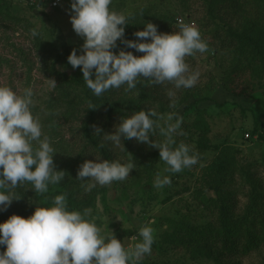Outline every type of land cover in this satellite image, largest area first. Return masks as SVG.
<instances>
[{"label": "clouds", "instance_id": "clouds-1", "mask_svg": "<svg viewBox=\"0 0 264 264\" xmlns=\"http://www.w3.org/2000/svg\"><path fill=\"white\" fill-rule=\"evenodd\" d=\"M113 0H70V22L73 31L82 38L80 52L73 48L67 56L68 63L79 67L86 86L97 97L112 89L126 85L133 91L141 78L153 85L169 83L173 90L196 85L200 73L190 68L186 57L209 51L207 42L193 24H181L178 31L158 32L152 22L137 30V38L124 39L129 16L110 6ZM39 35L36 29L31 33ZM150 38V39H149ZM142 55H134L123 48L114 52L117 41ZM51 87L56 86L52 79ZM32 88L17 93L11 86L0 84V211L18 199L13 190L29 183L36 193H45L49 185L59 184L66 173L57 169L53 154L56 152L48 137L42 138V125L34 116ZM157 112L147 108L132 112L120 119L115 131L102 133L95 128L103 144L116 147L124 139H135L159 150L167 172L178 173L198 163V154L186 143H177L182 135V118L169 116L165 126L156 123ZM159 127L164 137L155 142L150 137ZM134 161L102 158L84 160L77 179L87 180L85 191L97 185L124 181ZM171 179L158 178L156 187L170 184ZM141 240L126 249L121 240L110 232L102 234L92 210L70 209L66 195H55L48 204H36L31 215H10L0 222V264H132L151 253L154 229L146 224L139 231Z\"/></svg>", "mask_w": 264, "mask_h": 264}, {"label": "trees", "instance_id": "trees-1", "mask_svg": "<svg viewBox=\"0 0 264 264\" xmlns=\"http://www.w3.org/2000/svg\"><path fill=\"white\" fill-rule=\"evenodd\" d=\"M200 1V7L205 10L207 25L216 29L215 36L212 38L218 40V47L231 49L240 59L239 64L234 66L231 72L238 74L240 70H247L251 77L258 79V85L264 86V1ZM245 4H250L254 10H245ZM137 11L142 14L143 19H139L134 13L128 15V24L125 27L129 31L125 34L124 39H137L134 33L143 29L147 18L155 16L158 21H167L168 23L156 24L158 32L167 33L172 32L171 23L178 19L160 11L157 13L154 11L150 15L148 14L150 10L148 12L142 9ZM0 15L4 18H12L11 4L6 0H0ZM82 43L83 40L81 39L72 46L60 43L53 46L49 44L51 47L44 49V52L37 46L35 47L39 52H43L41 55L37 54L39 60L37 69L45 74L50 69L51 74L55 77L51 76L56 82V86L52 88L53 90L47 100L51 107L53 104V109L40 120L42 138L43 136L48 137L56 151L53 154L55 167L72 172L75 177L70 179L72 182H69L65 175L59 184L49 185L48 191L45 193H36L29 183L18 186L13 192L19 198L13 199L6 210L0 211V222L12 214L27 217L32 214L36 204L51 203L53 197L58 194L66 195L69 208L77 210L86 206H94L96 197L100 196L104 200L106 192L111 187L117 188V181L109 185H97L91 191L86 192L85 186L88 181L76 178L77 170L83 162L80 155L89 151L91 157L95 159V153H100L102 158L120 159L122 161L133 160L134 164L138 163L137 168H145V164L137 159L159 155V150L157 149V152L152 150L153 152L149 153L146 148H150V144L138 142L135 139H124L123 136H121L122 144L119 147L110 143L102 146V139L94 134L95 128L99 127L102 130L101 135L111 133L115 131L120 119L132 112L147 108L157 112V118L154 119L159 125L165 120L166 111H169L171 107L177 108L184 104L182 109L185 114L182 116L181 125L188 119V115H193L194 121L182 125L180 132L183 135L189 134L191 128L193 131H198L199 137L194 140V143L200 151L219 150L220 148V152L216 156L199 168L198 174L193 179L194 186L191 194L201 205L198 209V216L209 218L195 221L189 214L178 215V218L174 219L168 218L171 224V233H165L161 245H154L159 254L162 255L158 260H149L145 256L141 259L140 264H171V262L178 261L182 255L175 256L167 251L172 246L175 249V246L180 243H186V249H191L188 250L192 255L191 259H200L202 264H244L246 256L252 253L258 255L262 251V259L258 264H264V177L256 179L249 168L238 165L235 159L236 148L229 145H223L224 148L223 146L208 144L205 135L211 130V126L203 117L205 108L202 109L198 106V102L201 99L204 100L199 96L201 87L195 85L191 88L174 90L175 96L171 97L169 91L173 90V85L169 83L153 85L148 80L141 78L133 91H126L125 85L120 89H112L97 97L86 86L81 69L79 67L73 68L67 61V56L73 48H76L77 54H79ZM8 45L13 47L14 50L12 51L15 54L19 52L20 59H24L25 55L30 57L29 54H26V50L23 51L24 49L18 47L16 43L11 42ZM208 46L209 50L213 47L209 44ZM218 47L213 49L216 50ZM121 48L132 51L134 55H142L135 49L127 48L118 40L117 47L113 51L116 52ZM56 63L62 64L65 70H56L54 68ZM67 69L71 70L70 73L67 72ZM210 78L208 79L209 82ZM191 96H193L192 101ZM83 104L87 105L86 109L80 108V105ZM59 114H61V118L69 119L70 117L71 120L78 123V130L82 132L84 137L83 151L73 161L68 160L71 159V154L67 153L63 141L57 136L59 133L56 129L60 125L57 120ZM254 116L252 134L257 133L260 127L257 125L258 116ZM249 135L248 133V137ZM175 139L177 143H185V140L183 141L180 136H176ZM229 148L231 152H227ZM145 150L146 153L144 154ZM74 165H76V170ZM169 200L170 196H167L163 202ZM0 251H3V246H0Z\"/></svg>", "mask_w": 264, "mask_h": 264}, {"label": "rangeland", "instance_id": "rangeland-1", "mask_svg": "<svg viewBox=\"0 0 264 264\" xmlns=\"http://www.w3.org/2000/svg\"><path fill=\"white\" fill-rule=\"evenodd\" d=\"M6 1L11 4L12 18H4L0 15V84L11 86L17 93H22L25 88H32L34 93L32 111L34 116L41 120L53 109V104L51 107L47 100L53 90L50 86V79L53 80L55 76L51 74L50 69L46 71L48 75L37 69L39 65L37 54L41 55L44 49L51 47L49 44L53 46L60 43L72 46L82 38L73 31L71 26L70 0H61L55 8H49L45 4L42 6H38L37 3L24 4L21 0ZM200 2V0H113L110 7L126 15L134 13L139 19H143L142 14L137 11L139 9L147 12L150 10L149 15L154 11H156L154 13L160 11L176 18L180 17V22L177 19L171 23L172 31H178L181 24H193L199 29L202 38L213 47L203 54L196 53L194 56L186 57V62L192 70L200 73L196 86L201 87L200 94H198L204 100L201 99L198 106L205 108L203 117L211 126V130L205 135L208 144L218 145V147L229 145L236 148L235 159L238 165L249 168L256 179H261L264 177V86L258 85V79L251 77L247 70H240L238 74L231 72L233 67L239 64L240 59L231 49L218 47V40L212 38L215 36L216 29L207 25L205 10L200 7ZM245 6L244 9L247 11L254 10L250 4H245ZM147 22L155 25L160 22L168 23L156 20L155 16L147 18L144 24ZM33 29H36L39 35L34 37L31 34ZM128 31L125 27L124 36ZM11 42L23 48V51L26 50V54L30 57L25 55L24 59H20L19 52L15 54L12 51L13 47L8 45ZM36 46L43 52L35 49ZM216 47H218L216 50L213 49ZM54 68L58 71L65 70V67L59 63H56ZM70 71L67 72L70 73ZM173 96L175 95L171 97ZM190 99L192 101L193 96ZM183 105L177 108L171 107L169 111H166L165 120L163 119L164 121L159 126H165L169 116L173 117V120L176 117L182 118L185 114L182 109ZM80 108L86 109L87 105H80ZM254 115L258 116L257 125L260 127L257 133L252 134ZM57 120L60 124L56 129L59 133L58 139L63 141L67 153L71 154V159L68 160L73 161L83 151L84 137L78 130V123L70 117L69 119L61 118L59 114ZM193 121L194 116L188 115V119L182 125ZM71 126H73L72 131ZM190 131L189 134L177 136L182 137L183 141L185 140V143L198 154L196 165L178 173H170L166 171L168 165L159 159V155L141 157L137 160L143 162L145 168H137L138 163L134 164L129 176L124 181H117V188L111 187L106 192L104 200L100 196L96 197L94 206L85 207L92 210L102 234L112 232L117 239L121 240L124 247L129 249L141 240L140 229L150 224L154 229V242L151 253L145 256L149 260H158L162 254H159L154 245H161L165 233H171L168 218L174 219L178 218V215L184 216L185 214L191 215L195 221L209 218L198 216V209L201 205L191 194L194 186L193 179L198 174L199 168L216 156L220 148L219 150H198L194 140L199 137V133L193 131L192 128ZM246 132L250 134L249 137L244 136ZM151 139L155 142L164 140L159 127L156 128ZM146 149L149 153L153 152L152 150L158 151L152 146ZM228 151L231 152L230 148ZM143 153L145 154L146 150ZM80 156L83 161L94 159L89 151H85ZM74 166L76 170V165ZM65 173L66 179L72 182L70 179L74 178L75 174L68 171ZM164 176L170 177L171 183L156 187L157 179H162ZM167 196H170V200L163 202ZM172 247L167 252L175 256L182 255V258L171 264H202L200 259H191L192 255L188 251L191 249H186V243L178 244L175 249ZM262 255L263 251L258 255L252 253L245 257L244 264H258ZM142 258L133 260L132 264H140Z\"/></svg>", "mask_w": 264, "mask_h": 264}, {"label": "built area", "instance_id": "built-area-1", "mask_svg": "<svg viewBox=\"0 0 264 264\" xmlns=\"http://www.w3.org/2000/svg\"><path fill=\"white\" fill-rule=\"evenodd\" d=\"M21 1H23L24 4H31V5L37 3L38 6H42L43 4H45L49 8H55L59 5V3H61V0H21ZM178 21L180 22L181 19L178 18ZM244 136L248 137V133L244 134Z\"/></svg>", "mask_w": 264, "mask_h": 264}]
</instances>
